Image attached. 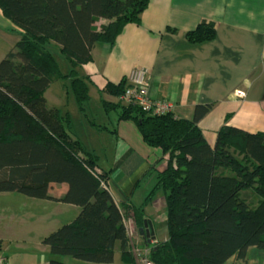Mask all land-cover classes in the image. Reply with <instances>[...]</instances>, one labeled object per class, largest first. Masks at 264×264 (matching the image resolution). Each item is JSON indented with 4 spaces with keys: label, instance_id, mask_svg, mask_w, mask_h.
I'll return each mask as SVG.
<instances>
[{
    "label": "trees",
    "instance_id": "obj_1",
    "mask_svg": "<svg viewBox=\"0 0 264 264\" xmlns=\"http://www.w3.org/2000/svg\"><path fill=\"white\" fill-rule=\"evenodd\" d=\"M149 6L150 0H0L4 15L23 31L0 63V194L80 208L71 223L44 238L52 257L112 264L119 246L122 261L136 264L125 218L133 213L136 227L143 228L146 206L163 190L168 239L147 246L155 264H225L233 257L247 262L250 248L264 251L263 132L250 133L227 120L211 146L199 123L213 104L198 105L192 121L173 112L156 115L120 100L127 78L108 82L100 91L105 109L134 123L144 142L167 158L143 204L128 207L115 202L109 173L72 131L70 115L47 107L50 85L68 79L85 110L90 85L78 69L92 61L97 45L113 46L128 25H141ZM100 20L105 22L99 26ZM186 37L192 45L213 41L216 25L202 21ZM52 43L69 62V72L62 71ZM52 184H66L68 190L53 198ZM2 245L0 240V251ZM49 264L67 263L52 259Z\"/></svg>",
    "mask_w": 264,
    "mask_h": 264
},
{
    "label": "crops",
    "instance_id": "obj_2",
    "mask_svg": "<svg viewBox=\"0 0 264 264\" xmlns=\"http://www.w3.org/2000/svg\"><path fill=\"white\" fill-rule=\"evenodd\" d=\"M202 21L216 25L217 37L192 45L187 33ZM167 28L177 32H167ZM22 33L0 8V63L14 50ZM97 46L92 61L78 71L79 76L88 81L90 90L96 88L99 96L108 82L117 84L123 78L128 79L133 71L142 69L146 72L151 98L169 102L178 118L192 121L198 105H214L199 123L211 146L216 145L218 132L227 120L235 128L264 133V0H150L141 25H128L113 46ZM104 97L113 101L109 95ZM112 132L117 138L112 168H100L109 173L108 189L116 203L138 207L156 187L161 172L167 167V158L160 149L144 142L132 122L118 120ZM150 174V188L145 186L146 191L138 195L136 201L145 176ZM55 188H59L58 194L54 193ZM67 190L66 184H52L50 195L60 199ZM158 194L145 208L143 226L148 223L155 239L150 241L146 233L141 235L137 231L133 238L137 247L168 239L167 226L164 239L157 230L158 221L167 212L165 193L159 198ZM47 213L42 211L33 216L38 223L50 224L42 232L41 240L55 231ZM4 220L0 217V225ZM7 235L0 231L1 251L7 259L17 254L15 257L19 259L32 257L30 264H49L52 259L70 264L66 258L52 257L43 243V247L30 253L21 246L17 248L18 253H12L5 245ZM24 240L19 243H25ZM119 254L121 256L120 250ZM247 260L241 262L233 257L225 264H264V251L249 257L248 250ZM8 264H12L10 259Z\"/></svg>",
    "mask_w": 264,
    "mask_h": 264
},
{
    "label": "rangeland",
    "instance_id": "obj_3",
    "mask_svg": "<svg viewBox=\"0 0 264 264\" xmlns=\"http://www.w3.org/2000/svg\"><path fill=\"white\" fill-rule=\"evenodd\" d=\"M103 22H99V26L101 25L100 23ZM101 45L103 44H99L97 47ZM49 48L59 62L62 71L64 73L69 72L70 64L61 54L59 46L52 43ZM90 93V100L85 104V110H82L71 91L70 80H59L51 84L46 91V104L50 109L59 110L62 115H70L72 131L83 143H85L90 151L95 152L99 158L100 167L110 170L116 152L117 138L112 130L117 127V121L119 120L118 112L115 110L107 111L105 109L96 88L92 87ZM101 126H105L106 129H101ZM151 176V174L145 176L141 187L137 192V196L135 197L136 201L138 195H142V193L146 191L145 186L150 188ZM153 187H151V189ZM59 192V188L54 189L55 194H58ZM158 192L159 194L156 197L159 198L164 195L163 190H159ZM42 211L44 213L51 211L47 213L50 215L48 220L53 226H55L54 230L56 231L60 227L71 223L78 216L80 208L64 203L58 204L57 202L48 200L34 199L17 193L0 194V217L5 218L2 225H0V231L8 233L5 245L12 250V253H18L17 248L20 246L24 247L25 252L30 253L42 245L43 240H41V238L42 236L44 237L42 232H44L45 228L50 227V224L38 223L37 219L33 217L35 214L41 213ZM166 217L167 212L163 213L162 219L157 223V230L160 231V238L163 239L167 235ZM125 224L126 227H128L127 229H130L131 225H133L134 229L139 232V228L136 227L133 215L128 214L125 218ZM136 234L137 233L135 232V235ZM49 235L50 234L47 236ZM23 238H25L24 241L26 242L20 244L19 240H23ZM37 239L40 240L38 243L36 242ZM133 241L134 240L131 239V242ZM119 250L120 248L118 246L116 249V260L112 264H126L122 261ZM257 251L260 250L250 248L249 257H252ZM15 255L17 254H11L13 258L8 257L12 264H15L16 261L30 264L32 261V257H22V259H19V257H15ZM0 256H5L2 251H0ZM64 258L68 259L67 261H69L70 264H94L76 260L71 257ZM135 263L139 264L137 261Z\"/></svg>",
    "mask_w": 264,
    "mask_h": 264
},
{
    "label": "built area",
    "instance_id": "obj_4",
    "mask_svg": "<svg viewBox=\"0 0 264 264\" xmlns=\"http://www.w3.org/2000/svg\"><path fill=\"white\" fill-rule=\"evenodd\" d=\"M129 86L126 92L120 98L121 101L127 104H136L142 107L147 112H152L156 115L172 113V106L169 102L153 100L150 96L149 86L147 83L146 72L142 69L135 70L128 78ZM103 184H105L103 182ZM108 185V183H107ZM128 228V227H127ZM135 232L134 226L128 229L130 239L134 238ZM148 246V245H147ZM137 247L132 242V251L139 264H155L150 259L151 250L149 247ZM141 248V249H140ZM8 260L5 256H0V264H7Z\"/></svg>",
    "mask_w": 264,
    "mask_h": 264
},
{
    "label": "water",
    "instance_id": "obj_5",
    "mask_svg": "<svg viewBox=\"0 0 264 264\" xmlns=\"http://www.w3.org/2000/svg\"><path fill=\"white\" fill-rule=\"evenodd\" d=\"M138 230H139V233L141 235H144V233H146L147 238L150 239V241L155 239V235H154L155 233H154L152 228H149L148 223H146L144 228H141V229H138Z\"/></svg>",
    "mask_w": 264,
    "mask_h": 264
},
{
    "label": "bare ground",
    "instance_id": "obj_6",
    "mask_svg": "<svg viewBox=\"0 0 264 264\" xmlns=\"http://www.w3.org/2000/svg\"><path fill=\"white\" fill-rule=\"evenodd\" d=\"M108 183V182H107Z\"/></svg>",
    "mask_w": 264,
    "mask_h": 264
}]
</instances>
